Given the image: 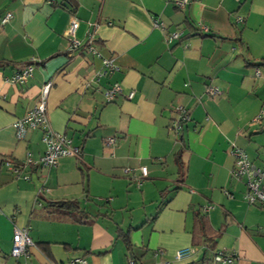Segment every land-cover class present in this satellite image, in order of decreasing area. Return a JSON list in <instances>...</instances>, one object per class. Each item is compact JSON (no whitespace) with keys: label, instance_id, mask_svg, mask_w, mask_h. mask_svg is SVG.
I'll return each mask as SVG.
<instances>
[{"label":"crops","instance_id":"0c3cea01","mask_svg":"<svg viewBox=\"0 0 264 264\" xmlns=\"http://www.w3.org/2000/svg\"><path fill=\"white\" fill-rule=\"evenodd\" d=\"M32 58V76L12 82ZM104 59L118 69L105 74ZM49 81L51 125L81 154L23 165L16 177L11 165L45 153L41 129L19 140L14 123ZM115 83L122 93L108 102ZM180 105L191 119L177 135ZM234 146L264 171V0H0V264H212L217 250L264 264V208L231 175ZM67 200L88 219L51 205ZM16 228L33 242L18 257ZM185 247L196 252L176 259Z\"/></svg>","mask_w":264,"mask_h":264},{"label":"built area","instance_id":"2783aa9c","mask_svg":"<svg viewBox=\"0 0 264 264\" xmlns=\"http://www.w3.org/2000/svg\"><path fill=\"white\" fill-rule=\"evenodd\" d=\"M173 1L177 7L184 8L188 5L191 0H168ZM12 18V13L8 12L3 18L2 23L5 24ZM237 22L243 21V18L238 16L236 18ZM79 27V20L75 16H71L67 29V38L69 41V49L73 52L75 49L79 48L81 45V40L77 38L76 32ZM182 35L181 31L172 32L168 36L170 42L178 40ZM90 43L89 50L96 53L93 44ZM35 58L31 59V62L20 72H17L11 77L12 82H27V80L32 76L35 67ZM104 66L107 68L106 72H113L118 69L116 65L110 59H104ZM51 81L47 82L41 90L39 103L29 110L26 115L17 120L14 123L16 128V136L19 140L24 139L28 129H41L42 130V140L46 145V150L42 158L35 161L32 158H27L24 163H14L10 168L16 177L21 176V166L23 165H37L42 167H54L58 164L61 157L65 156H79L81 154V147L73 143V140L64 132L55 130L50 122L47 109V98L52 87ZM207 92L210 96H216L220 94L218 87H208ZM120 93H122V87L120 84L115 83L111 87L104 91L105 98L108 102L114 100ZM134 92L128 95V98H132ZM176 116L172 119V129L176 134H180L184 128V125L190 121L191 115L189 111L182 105L177 106L175 109ZM114 143V138L109 137L105 140L106 145H112ZM231 154L235 158L234 167L231 170L232 177L237 181H243L246 185V191L244 197L250 205H259L264 208V171L255 165L245 150L238 146H234L231 150ZM142 177L148 175V170L146 166L140 168ZM125 174L133 177L132 169L125 168ZM24 179H28L27 175L23 176ZM138 185L141 183V179H137ZM228 196L233 197L228 191H226ZM212 206H204L203 211H208ZM33 244L32 240L28 235V230L26 228H16L13 237V247L11 254L14 257H18L22 254H26L27 247ZM196 252V248L185 247L177 250L175 257L178 260L188 258ZM238 258L237 252L228 253L223 250H217L213 252L212 264H233ZM79 261L81 264H87L85 259L73 260V262ZM133 263V261H130Z\"/></svg>","mask_w":264,"mask_h":264},{"label":"trees","instance_id":"16d2710c","mask_svg":"<svg viewBox=\"0 0 264 264\" xmlns=\"http://www.w3.org/2000/svg\"><path fill=\"white\" fill-rule=\"evenodd\" d=\"M179 39H181V37ZM51 205L56 206L57 208H60V209L65 210L67 212L69 211L71 213H76V215L78 216V220H80V221L88 219V215L84 214L85 211L83 210V208H81L80 203L77 200L52 202ZM124 239H125L126 244H129V240L127 238V235H124Z\"/></svg>","mask_w":264,"mask_h":264}]
</instances>
